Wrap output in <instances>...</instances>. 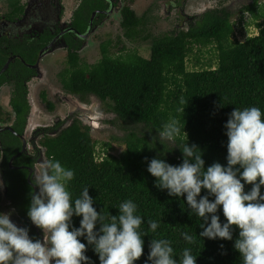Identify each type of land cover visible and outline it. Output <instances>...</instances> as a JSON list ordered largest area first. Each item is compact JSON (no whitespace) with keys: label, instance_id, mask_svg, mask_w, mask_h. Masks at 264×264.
<instances>
[{"label":"trees","instance_id":"trees-1","mask_svg":"<svg viewBox=\"0 0 264 264\" xmlns=\"http://www.w3.org/2000/svg\"><path fill=\"white\" fill-rule=\"evenodd\" d=\"M254 4L241 10L250 11L255 21L259 17L264 20V14ZM232 13L230 9H210L186 29H172L152 37L148 57L135 51L112 56L110 42L102 43L101 58L91 66L81 64L78 56L69 55V63L81 67L74 68L71 76L63 77L67 88L78 93L81 100L90 94L100 100L112 114L105 119L106 123L123 134H110V140L103 142L102 151L95 152L96 142L90 127L73 122L56 136L46 137L43 144L48 154L74 170L75 177L68 185L73 198L88 186L98 212L116 215L118 205L131 199L138 205L137 214L145 218L141 231L148 229L147 220L159 221L155 233L149 230L142 237L144 254L135 264H144L151 239L159 238L172 242L177 259L185 247H190L193 255H197L196 264H242L239 252L233 247L238 229L233 232V240L201 239L200 219L189 214L184 197L169 196L167 190L157 188L155 178L147 171L148 161L153 157L180 164V148L186 135L189 145L201 149L205 167L213 162L226 164L224 123L228 114L236 107L256 106L264 111V25L255 22L257 34L247 36L242 42L231 40ZM121 18V36L125 41L148 37L141 34L143 17L129 5L122 8ZM208 46L214 48L216 61L209 57L199 63L196 57L188 68L187 56L194 49L199 52ZM15 102L17 111L28 106ZM172 119L184 124L185 133L181 132L174 142L165 141L163 146L157 139L163 126ZM139 125L145 130L138 133L135 128ZM111 140L123 145L117 154L109 151L113 149ZM250 187L246 185L245 190ZM261 191L264 192V186ZM29 203V195L22 194L23 208L27 210ZM0 212H3L1 204ZM218 214L223 221L222 212ZM79 220L80 217H73L77 227ZM181 231L191 233L195 243L186 244ZM86 254L99 264L91 246Z\"/></svg>","mask_w":264,"mask_h":264},{"label":"clouds","instance_id":"clouds-1","mask_svg":"<svg viewBox=\"0 0 264 264\" xmlns=\"http://www.w3.org/2000/svg\"><path fill=\"white\" fill-rule=\"evenodd\" d=\"M255 2L254 8L260 11L264 5L260 0ZM238 12L254 18L248 10L240 8ZM232 16L230 39L242 42L247 34L237 35ZM260 18L255 22H262ZM183 128L184 124L172 119L157 140L163 146L165 141L174 142L185 133ZM224 129L226 164L213 162L205 167L201 149L189 145L186 135L182 149L179 147L180 164L153 157L147 171L157 188L167 190L169 196L184 197L189 214L200 219L201 239L233 240L238 229L233 247L242 264H264V111L256 106L236 107L228 114ZM74 177V170L54 157L43 161L39 171L34 170L32 183L38 190L31 193L27 217L42 230L43 239L30 236L28 226L13 222L11 211L0 212V264H95L86 254L89 246L99 264H135L144 254L142 237L149 230L155 233L159 221L147 220L148 229L141 231L145 218L137 214L138 205L131 199L118 205L116 215L98 212L88 186L73 198L68 185ZM246 185H251L247 191ZM218 212H222L223 221ZM73 217H80L78 227ZM180 235L186 244L195 243L191 233L181 231ZM148 248L144 264H196L197 255L190 247L177 259L172 242L166 238L151 239Z\"/></svg>","mask_w":264,"mask_h":264},{"label":"flooded vegetation","instance_id":"flooded-vegetation-1","mask_svg":"<svg viewBox=\"0 0 264 264\" xmlns=\"http://www.w3.org/2000/svg\"><path fill=\"white\" fill-rule=\"evenodd\" d=\"M192 2L198 9L186 12ZM205 2L154 0V5L161 6L159 14L162 16L176 18L173 27L165 29L168 31L186 29L204 11L231 10V6L240 9L254 4L255 0H228L221 6L215 4L208 8L203 7ZM126 5L123 0H0V180L3 181L0 199H9L18 206L15 205L18 214L9 209L16 216L10 219L18 226H28L30 236L43 239V232L31 224L27 210L21 204V196L26 193L31 199V193L38 190L32 183L34 170L39 171L43 161L53 158L43 140L56 136L73 122L91 129L93 125L85 123L87 118L93 119L91 110L85 107L95 101L101 104L91 94L81 100L78 93L67 88L63 77L71 76L74 68L81 67L80 64L71 65L69 55H76L81 60L83 50L96 45L93 53L101 58L104 42H110V55L113 56L115 51L123 53V45L121 50L113 48L110 30H122L121 10ZM94 35L100 38L96 44L91 42ZM63 52L64 57L58 58ZM97 61L88 63L91 66ZM88 63L81 62L86 66ZM52 70L55 75L47 76ZM43 82L46 86H38ZM59 99L67 104L63 112L55 103ZM15 101L28 106L17 111ZM72 102L83 109L73 108ZM44 118L49 120L47 124L41 121ZM105 119L103 116L102 121ZM6 209L3 208V212H7Z\"/></svg>","mask_w":264,"mask_h":264},{"label":"rangeland","instance_id":"rangeland-1","mask_svg":"<svg viewBox=\"0 0 264 264\" xmlns=\"http://www.w3.org/2000/svg\"><path fill=\"white\" fill-rule=\"evenodd\" d=\"M123 2H124V5L126 4L130 5L131 8L135 11V13L138 16L143 17V22L140 24L141 34L142 35L148 34V37L145 39L137 38L136 40H129L126 43L125 39H123V37L121 36V31L118 30V28L114 27L115 29L111 28L112 30H110L111 42H113L114 44L113 48L120 49L121 45H123L124 48L121 50L123 52L135 51L143 57H148L150 53L151 38L158 34L165 33L166 32L165 29H167L168 27H173V24L177 20L174 16L169 17V16H164V15L162 16L161 14H159L161 12V6L154 5V0H123ZM227 2L228 0H206V2L203 3V7L208 8L210 7V5L215 6V4L217 6H221ZM260 3L264 5V0H260ZM195 9H198V8L196 7V4L192 2L186 7V12H193ZM231 10L233 11L232 17H234L232 21H234L235 23L237 22V25H236L237 35L244 36L247 34V36L249 35L252 36L257 33L258 28L255 26L254 18H252L249 14L239 13L238 9H235L232 6H231ZM176 11L177 10L174 9V12ZM259 12L262 15L264 14V6ZM260 20H262V24L264 25L263 18H260ZM117 37H120L119 42H117ZM240 38L242 37L240 36ZM97 40H100V38L99 37L97 38L96 35L92 36L91 42H94L96 44ZM94 47L96 49V45L95 46L93 45L92 47H89L88 50H83V52L81 53V60L83 62L88 63V61L92 62V61H97L100 59L97 53L96 54L93 53L95 51ZM120 53L121 52H117V53L116 51L115 53L113 52L114 55H117ZM64 54L65 53L63 52L62 55L58 58L64 57ZM90 55H92L91 58H89ZM196 57H198L199 63H202L203 61L207 60L209 57H213V59L216 61V52L214 48L210 46L202 48L199 52H197L196 49H194L193 53L189 54L186 59V64L188 68H191L193 66V63L197 60ZM88 65L90 64L88 63ZM49 75H55V71L52 70L51 72L47 74V76ZM40 85L46 86V83L45 82L40 83L38 86ZM36 87L37 85L35 86V88ZM55 103H56V106H58V110L60 112H63L65 109L64 107L67 106V104L62 99L56 100ZM100 103L101 104L98 105L97 102L95 101L94 104L87 105L86 107L84 106L85 108H88V110L89 109L91 110L90 117L93 118L92 120L87 118L85 123L89 124L90 126L93 125L91 126L90 132H91V136L93 140L96 142L95 152L102 151V148H104L103 142L110 140L108 139L110 134L115 135V136H121L123 134V132H121L120 129L119 130L112 129L109 124L107 123L105 124L102 121L103 116H106V118H108L107 116H109L108 114L109 112L105 110L103 103L102 102ZM71 106H73V108H76L77 110L83 109V107L77 103L72 102ZM82 112L83 111H80L79 113L83 115ZM38 115H40L39 112H38ZM41 121L45 124L49 122V120H46V118L42 119ZM135 129L138 133L140 131L142 132L145 130V129L141 130L140 125L139 127ZM110 142H111V148H113V149H109L110 152L114 151L115 154H117L123 148V145L120 143L114 142L112 140ZM0 194H1V191H0ZM0 204H1V208H7L6 209L7 212H9V209H11L16 214L19 213L16 208L17 205L16 204H15L16 206L13 205V203H11L9 199L2 200V201L0 200ZM12 211H11L12 213L11 217L15 218L16 216L14 215Z\"/></svg>","mask_w":264,"mask_h":264}]
</instances>
